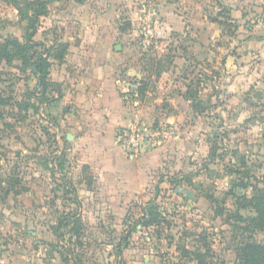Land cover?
<instances>
[{"label":"rangeland","instance_id":"rangeland-1","mask_svg":"<svg viewBox=\"0 0 264 264\" xmlns=\"http://www.w3.org/2000/svg\"><path fill=\"white\" fill-rule=\"evenodd\" d=\"M42 1L46 13L38 16L34 33L31 11L0 0V42L31 38L41 42L38 50L48 58L63 45L62 33L71 32L76 11L87 6L107 10L103 5L111 0ZM194 1L116 0L111 7L115 25L125 32L121 41L130 74L121 87L134 91L123 95L131 107L130 127L135 121L145 127L128 152L139 155L153 148L149 145L178 139L144 195L127 209L137 219L151 200L160 222L133 233L126 243L120 240L122 223L104 208L78 210V235L69 227L56 234L60 217L77 210L72 194H64L76 178L66 115L71 106L60 102L53 62L46 90L29 65L0 63V178L5 187L8 177L18 179L4 199L0 192V264H73L71 251L82 264H198L200 259L201 264H240L236 252L241 243L264 244V229H244L255 216L244 198H251L253 188L264 189V64L258 82L232 99L220 78L222 57L236 39L231 26L220 25L219 38L210 30L207 40L219 47L213 63L214 53L198 44L206 37L194 30L203 27L198 22L202 8L220 21L228 10L213 0ZM165 8L181 18L184 31L168 32ZM150 25L161 34L146 36ZM121 133L117 139L125 138Z\"/></svg>","mask_w":264,"mask_h":264},{"label":"crops","instance_id":"crops-1","mask_svg":"<svg viewBox=\"0 0 264 264\" xmlns=\"http://www.w3.org/2000/svg\"><path fill=\"white\" fill-rule=\"evenodd\" d=\"M115 1L103 5L109 7L107 10L87 6L83 11H76V18L70 20L71 32L62 33L60 39L68 43V52L62 62H51L56 68V79L53 80L61 88L57 91L60 102L63 106H71V114L66 115L71 118L70 130L73 132L71 150L79 209L82 213L85 207L108 209L122 223L127 209L144 195L154 170L164 158H169L170 148L177 142L173 140L178 139L163 140L155 148L135 156L128 155L118 144V131L130 127L132 116L129 113L131 107L121 95L124 90L122 78L130 73L125 66L121 41L125 32L115 25L114 10L111 9ZM181 1L185 0H167L178 5ZM220 2L229 9L234 21L232 32L236 42L232 41V51H226L222 57L220 77L223 76L221 88L233 99L257 83L261 76L264 64V0ZM162 16L168 32L184 31V23L173 10L165 8ZM198 22L203 27L196 25L194 30L206 40L211 36V29L217 38L222 35L220 25L211 21L203 8ZM203 28H207L206 32ZM34 40L38 39L34 36ZM198 44L200 47L206 45L210 53H214L209 61L215 62L218 44L204 38L199 39ZM178 146L181 147L180 144Z\"/></svg>","mask_w":264,"mask_h":264},{"label":"trees","instance_id":"trees-1","mask_svg":"<svg viewBox=\"0 0 264 264\" xmlns=\"http://www.w3.org/2000/svg\"><path fill=\"white\" fill-rule=\"evenodd\" d=\"M14 2V4L21 6L24 5L26 10L31 11L30 17H28L29 27L32 28V32L35 30V25L38 21V16L44 15L46 13V5L42 0H9ZM218 8L225 7L222 5L220 0H213ZM227 8V7H226ZM227 17L225 21H220L217 17H212L209 19L213 22H217L219 25H225L228 22L229 26H234L233 18L230 16L229 9L227 8ZM35 33V32H34ZM59 43V41H58ZM57 45L56 51H53L47 57H43L41 51L38 47L41 46V42L33 41L31 38L25 41H19L16 38H6L3 42H0V63L2 61L6 64H10L13 60H20L22 64H27L31 67V70L37 79L38 84L42 85V89L46 90L50 82V68L52 66L51 61L56 60L57 62H62L64 59V53L66 51L67 45ZM58 48V49H57ZM54 53V54H52ZM47 56V55H46ZM140 84L138 88L139 91L143 92L145 88V83L141 80L137 82ZM133 90L130 89V92ZM130 92H127L131 94ZM134 92V91H133ZM60 94V93H59ZM58 94V95H59ZM125 93H121L123 96ZM186 94H189V90H186ZM49 101V99H47ZM3 102L2 100L0 101ZM21 106V105H20ZM19 107V106H18ZM25 107V105L23 106ZM3 180L0 178V192H2L4 199L12 190L14 185L18 183L16 177H8L7 182L2 185ZM67 180L65 181V184ZM253 194L251 198H244L245 204L250 206L255 213L254 217L247 220L245 225V230H263L264 229V189L253 188ZM70 192L73 196V203L77 210L75 212L69 211L66 215L60 217L57 226L55 227L56 234L58 230L62 227H69L72 234L78 235L79 227L81 226V220L78 216V210L80 208V202L76 195L75 187L68 186L64 190V194ZM155 203L153 201L145 202L144 206L140 208L139 218L135 219L131 210L128 211L122 221V226L124 228V234L120 237V240L126 243L130 236L138 231L148 228L149 226L157 225L160 222V216L157 212ZM136 205V204H135ZM139 227V228H138ZM184 254H191V251L184 249ZM70 258L73 264H82L75 256L74 252L71 251ZM237 259L240 264H264V244L258 242L245 241L241 243L236 252ZM203 263L201 259L198 264Z\"/></svg>","mask_w":264,"mask_h":264},{"label":"built area","instance_id":"built-area-1","mask_svg":"<svg viewBox=\"0 0 264 264\" xmlns=\"http://www.w3.org/2000/svg\"><path fill=\"white\" fill-rule=\"evenodd\" d=\"M154 13H155V11L152 9V14H154ZM161 31H162L161 29H155V28L151 27V25H150L147 28L145 35L149 36V37H154L155 35L161 34ZM127 90H126V88H124L122 93L126 94ZM135 122L131 127L126 128L125 130L122 131L121 134H123V136L125 137L124 139H120L121 136L120 135L118 136V144L124 149V151H126V153L128 155H133L132 153L135 152L133 150H129L130 152H128V147L138 144V143L137 144L134 143L133 141L138 140V138H140V137L142 138L144 136V134H142V132L145 130V127H143L142 125H139L138 123H135ZM126 140L128 141L127 145L124 144ZM150 140L154 141L155 139H150ZM149 146L154 147L155 144H152Z\"/></svg>","mask_w":264,"mask_h":264}]
</instances>
